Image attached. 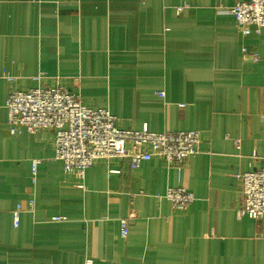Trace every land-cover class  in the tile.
Wrapping results in <instances>:
<instances>
[{
    "label": "crops",
    "instance_id": "0c3cea01",
    "mask_svg": "<svg viewBox=\"0 0 264 264\" xmlns=\"http://www.w3.org/2000/svg\"><path fill=\"white\" fill-rule=\"evenodd\" d=\"M248 1L0 0V264H264V218L237 216L236 178L264 169V29L245 37L219 12ZM37 88L121 130L206 139L180 173L155 156L81 177L56 159L53 131L9 135L11 90ZM178 187L195 196L182 212L166 198Z\"/></svg>",
    "mask_w": 264,
    "mask_h": 264
},
{
    "label": "built area",
    "instance_id": "2783aa9c",
    "mask_svg": "<svg viewBox=\"0 0 264 264\" xmlns=\"http://www.w3.org/2000/svg\"><path fill=\"white\" fill-rule=\"evenodd\" d=\"M222 9L219 10L221 14L235 18L245 37L253 32L260 34L264 29V0L239 2L230 11ZM252 58L258 60L256 56ZM9 80L14 82V79ZM6 109L9 135L16 136L22 131L29 134L53 131L56 159L64 164L66 172L81 177L100 160L127 161L129 167L136 170L155 156L163 157L180 173L206 139L197 131L153 133L147 127L141 132L121 130L116 126V117L107 110L89 109L63 88H37L27 92L13 89ZM37 165L35 162L34 172ZM236 178L244 196L237 216L254 220L264 218V169L238 174ZM166 198L177 212L185 211L195 201L192 193L180 187L170 188ZM32 207L33 202L25 207L23 204L17 206L13 213L15 227L20 224L21 214L31 211ZM54 221L63 219L55 218ZM129 222L130 218L120 220L123 239L128 237ZM86 264H93V261L87 260Z\"/></svg>",
    "mask_w": 264,
    "mask_h": 264
}]
</instances>
